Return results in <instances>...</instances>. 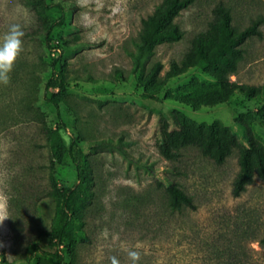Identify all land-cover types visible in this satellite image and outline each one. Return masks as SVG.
<instances>
[{
	"label": "rangeland",
	"instance_id": "1",
	"mask_svg": "<svg viewBox=\"0 0 264 264\" xmlns=\"http://www.w3.org/2000/svg\"><path fill=\"white\" fill-rule=\"evenodd\" d=\"M221 2L237 30L264 17V0H195L175 18L183 38L158 44L135 73L131 52L165 0H0V39L12 24L24 32L10 83L0 84V213L8 217L0 224V264H57L49 227L60 192L79 181L74 156L88 174L77 210L88 240L60 248L65 264H111L113 256L131 264L129 250L139 252L138 264H264V179L233 194L240 149L264 145V22L231 75L255 86L253 95L237 90L225 103L196 107L182 90L213 81L211 69L167 78ZM60 6L66 22L55 26L50 46L46 31ZM157 61L161 86H146ZM51 77L60 108L46 96ZM180 112L228 126L240 146L222 164L198 147L167 158L160 143L179 128ZM102 139L117 146L94 150L91 141ZM175 195L192 196L197 207L173 208Z\"/></svg>",
	"mask_w": 264,
	"mask_h": 264
},
{
	"label": "trees",
	"instance_id": "2",
	"mask_svg": "<svg viewBox=\"0 0 264 264\" xmlns=\"http://www.w3.org/2000/svg\"><path fill=\"white\" fill-rule=\"evenodd\" d=\"M194 1L165 0L164 6L145 20L143 32L137 42V49L131 52L133 72L136 73L145 67L146 61L152 56L158 44L183 38L184 31L175 18ZM60 7L63 14L47 27L46 38L50 46L55 26L66 22L65 9L63 6ZM215 13L214 20L206 30L196 36L185 58L181 62L174 60L171 69L167 72V78H171L196 66H206L211 69L213 81H194L182 90L185 100L196 107L225 103L237 90L249 95H253L255 91V86L238 83L231 79V75L237 72L239 63L244 57L242 45L252 36H263L260 26L264 22V17L255 19L251 25L242 30H237L232 24L231 9L223 2L217 5ZM163 68V63L157 61L143 79V84L161 86L158 83V77ZM55 83H58V80L51 77L46 96L50 102L60 108V99L52 91ZM60 84L65 86L66 83L62 81ZM147 94L155 96L151 90H147ZM176 118L179 128L167 131L165 139L160 143L161 152L169 159L181 157L182 150L185 148L198 147L204 155L222 164L234 149L240 146L235 133L224 124L205 125L189 119L181 112ZM91 145L94 150L117 146L113 139L92 140ZM73 158L79 169V181L60 192L57 214L49 227L50 244L58 249L57 264H65L66 258L60 251L63 245L72 243L78 237L88 240L86 231L79 226L77 215L82 194L85 192V184L88 181V174L77 157ZM239 162L240 170L233 184L235 196H240L257 176L264 179V145L251 141L249 146L242 147ZM170 198L171 206L178 210L184 207H197L194 198L190 195L186 197L175 195ZM261 242L264 244V237L261 238Z\"/></svg>",
	"mask_w": 264,
	"mask_h": 264
},
{
	"label": "clouds",
	"instance_id": "3",
	"mask_svg": "<svg viewBox=\"0 0 264 264\" xmlns=\"http://www.w3.org/2000/svg\"><path fill=\"white\" fill-rule=\"evenodd\" d=\"M24 32L20 25L12 24L7 33L0 39V84L8 85L10 83V73L13 70L16 59L23 51L22 37ZM8 217L0 213V224ZM128 258L131 264H138L140 254L138 251L129 250ZM111 264H120L119 260L111 257Z\"/></svg>",
	"mask_w": 264,
	"mask_h": 264
}]
</instances>
